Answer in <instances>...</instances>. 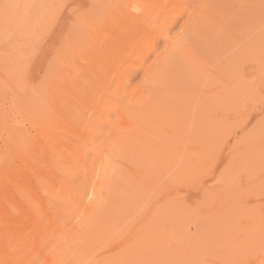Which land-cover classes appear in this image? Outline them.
Masks as SVG:
<instances>
[{
	"label": "rangeland",
	"instance_id": "374dc122",
	"mask_svg": "<svg viewBox=\"0 0 264 264\" xmlns=\"http://www.w3.org/2000/svg\"><path fill=\"white\" fill-rule=\"evenodd\" d=\"M96 1L0 0V264H264V0Z\"/></svg>",
	"mask_w": 264,
	"mask_h": 264
},
{
	"label": "bare ground",
	"instance_id": "6f19581e",
	"mask_svg": "<svg viewBox=\"0 0 264 264\" xmlns=\"http://www.w3.org/2000/svg\"><path fill=\"white\" fill-rule=\"evenodd\" d=\"M82 1V0H81ZM98 1V0H97ZM96 1V2H97ZM101 1V0H100ZM99 1V2H100ZM168 1V3L169 2H171L172 3V5H173V3H174V6H173V9L174 8H176V7H178V6H180L181 4H180V0H178V1H176V0H167ZM79 2V1H78ZM116 2H117V0H116ZM116 2H114V3H116ZM119 2H122V0L121 1H119ZM124 2V1H123ZM129 2V1H128ZM149 2H151V3H154L155 2V4L157 3L158 4V0H136V6H137V8L138 9H140V11L142 10V11H144L145 12V14L146 13H149V11H151L152 12V10H150L149 9ZM80 3V2H79ZM161 3V2H160ZM165 3H166V1H165ZM165 3H163L162 5H159L158 7H159V9H161V11L159 12V13H161V15H163L162 14V12H171V11H168V10H170V9H166L165 7L166 6H164V4ZM170 3V4H171ZM122 4V3H121ZM134 4V5H135ZM155 4H152V6H154ZM180 4V5H179ZM201 4H199V6H200ZM123 6V5H122ZM129 6V5H128ZM150 6H151V4H150ZM119 7V6H118ZM121 7V6H120ZM119 7V8H120ZM131 7V6H130ZM172 7V6H171ZM116 8V7H115ZM133 8H135V7H133ZM136 8V9H137ZM117 9V8H116ZM121 9V8H120ZM123 9V8H122ZM126 9V8H125ZM125 9H123V10H121V12H120V14H121V16H122V18L124 19V20H122L123 22H125V23H127V24H131L132 25V23L134 24H136V22H138L139 20L141 21V19L143 20V17H140L139 15H138V13H136L133 9V11L134 12H131V11H129V12H126V10ZM128 9V8H127ZM173 9H171V10H173ZM178 9V8H177ZM118 10V9H117ZM128 10H130V9H128ZM175 10V9H174ZM183 10H184V7H183ZM176 11V10H175ZM118 12H119V10H118ZM117 12V15L119 14ZM154 12V11H153ZM113 13H116V10L113 12ZM176 13V12H175ZM149 14H151V13H149ZM181 14V13H180ZM113 15H115V14H113ZM176 15V14H175ZM174 15V16H175ZM119 16V15H118ZM117 16V17H118ZM143 16V15H142ZM165 15H163V19L164 18H166V17H164ZM171 16H172V14H171ZM173 16V17H174ZM179 16V15H178ZM194 15L193 14H191V17H189V20H192V17H193ZM196 16H198V15H196ZM145 17V16H144ZM160 17V16H159ZM141 18V19H140ZM161 18V17H160ZM172 18V17H171ZM196 18H198V17H196ZM119 19V18H118ZM168 19H170V17L168 18ZM167 19V20H168ZM145 20V19H144ZM158 20V19H157ZM164 21H166L165 19H164ZM169 21V20H168ZM170 21H171V19H170ZM174 21H175V19L173 20V21H171V22H173L174 23ZM117 23H119L118 21H116ZM122 22V23H123ZM176 22V21H175ZM189 22V21H188ZM192 22V21H191ZM121 23V22H120ZM140 23V22H139ZM170 23V22H169ZM169 23L166 21L165 22V24H164V28L163 29H160L159 30V26H158V28H156V26H153V27H155L154 29L158 32V30H159V32L160 33H163L167 28V26L169 27ZM172 23V24H173ZM116 24V23H115ZM115 24H113V25H115ZM134 24V25H135ZM156 24V23H155ZM125 25V24H124ZM137 25V24H136ZM135 25V26H136ZM171 26V25H170ZM120 27H121V24H120ZM120 27H119V30H121L120 29ZM140 27H142V26H139V28ZM147 27V26H146ZM152 27V28H153ZM112 28H114V27H112ZM122 28V27H121ZM134 28V27H133ZM137 28L138 27H136V29L134 30V32H136V30H137ZM143 28V27H142ZM142 28H140L141 30H142ZM148 28V27H147ZM131 30H132V28H130ZM139 29V32L137 31V33H138V35H139V33H141L140 30ZM171 29V28H170ZM169 29V30H170ZM70 30V29H69ZM148 30V29H147ZM154 30V31H155ZM73 31V30H72ZM126 31V30H125ZM153 31V30H152ZM156 31L155 32H152L153 34H155V35H157L158 33H156ZM168 31V30H167ZM76 32H77V30H76ZM114 32V31H113ZM123 32V31H122ZM142 32H143V30H142ZM147 32V31H146ZM86 33V32H85ZM132 33H133V31H132ZM152 33L150 34L149 33V35H147V37L148 36H152ZM166 35H167V33H166V31L164 32ZM162 34L163 36H165V37H167L165 34ZM78 34V33H77ZM90 34V33H89ZM88 33H87V35L88 36H91V35H89ZM136 34V33H135ZM145 34H147V33H145ZM144 34V35H145ZM76 35V34H75ZM87 35H86V38H85V41H86V39H87ZM110 35V34H109ZM133 35V34H132ZM141 36H142V33L140 34ZM154 35V37L156 38V36ZM102 36V35H101ZM100 36V38H102ZM105 36V35H104ZM135 37V36H134ZM153 37V36H152ZM89 38V37H88ZM114 38V37H113ZM138 38H140V37H136V39H138ZM143 38H145V36L143 37ZM149 38V37H148ZM147 38V39H148ZM119 39V38H118ZM157 39V38H156ZM82 40V39H81ZM87 40H89V39H87ZM101 40V39H100ZM99 40V41H100ZM103 40H105V38L103 39ZM135 40V39H134ZM155 40V39H154ZM158 40V39H157ZM160 40V39H159ZM139 41V40H138ZM138 41H135V43L136 42H138ZM143 41V40H142ZM169 41V40H168ZM167 41V42H168ZM71 42H73V44H74V41H71ZM77 42V41H76ZM75 42V43H76ZM81 42V41H80ZM82 42H83V40H82ZM103 42V41H102ZM102 42H100V43H102ZM111 41H109V43H110ZM139 42H141V40L139 41ZM157 42V41H156ZM176 42V41H175ZM85 43H87V41L85 42ZM113 43H114V41H113ZM70 44V43H69ZM80 44V43H79ZM78 44V45H79ZM82 44V43H81ZM99 44V43H98ZM114 44H116V43H114ZM123 44H124V42H123ZM122 44V45H123ZM137 44V43H136ZM84 45V44H83ZM116 45H119V43L118 44H116ZM133 45V44H132ZM169 45L171 46V47H173L174 45H176V43H174V41L172 42V40L170 39V41H169ZM68 46V45H67ZM73 46V45H72ZM82 46V45H81ZM85 46V45H84ZM111 46V45H110ZM136 46V45H135ZM154 46H156V45H154ZM153 46V47H154ZM76 47H77V45H76ZM83 47V46H82ZM102 47V46H101ZM100 47V48H101ZM137 47V46H136ZM136 47H134V48H136ZM81 48V47H80ZM98 48H99V46H98ZM133 48V49H134ZM72 49H74L73 47H72ZM110 49H113V47L112 48H110ZM124 49V48H123ZM69 50H71L70 48H69ZM99 50V49H98ZM102 50H104V49H102ZM109 50V49H108ZM135 50V49H134ZM110 51V50H109ZM185 51V50H184ZM187 51V50H186ZM185 51V52H186ZM71 52V51H70ZM72 52H74V51H72ZM71 52V53H72ZM111 52H113V51H111ZM124 51H122L121 53H123ZM125 52H126V50H125ZM128 52V51H127ZM171 52V51H170ZM103 53H104V51H103ZM103 53H101V54H103ZM120 53V54H121ZM131 53V52H130ZM117 54V53H116ZM186 54V53H185ZM110 55V54H109ZM112 55V54H111ZM122 55V54H121ZM123 55H124V53H123ZM125 55H128V53H126ZM107 57V56H106ZM122 57V56H121ZM109 58H110V56H109ZM126 58H127V56H126ZM166 58V57H165ZM185 58H187L186 56H185ZM164 59V58H163ZM100 60V59H99ZM98 60V61H99ZM109 60V59H108ZM160 60H162L161 59V57H160ZM166 60V59H165ZM101 62V61H100ZM160 62V61H159ZM163 62V61H162ZM105 63V62H104ZM153 64L155 65V66H157L154 62H153ZM152 64V65H153ZM157 64H158V62H157ZM151 65V66H152ZM150 66V71L149 72H151V70H152V67ZM154 66V67H155ZM169 67V66H168ZM167 67V68H168ZM95 68V67H94ZM97 68H98V66H97ZM155 70V69H154ZM94 71V70H93ZM97 71V70H96ZM89 72H87V74H88ZM91 73V72H90ZM89 73V74H90ZM94 73L96 74L97 72H95L94 71ZM152 73H153V70H152ZM92 74V73H91ZM91 74L88 76L89 78L91 77ZM80 75V74H79ZM85 75V74H84ZM96 75H98V74H96ZM82 76V75H81ZM87 76V75H86ZM85 76V77H86ZM70 77V76H69ZM71 77H73V76H71ZM93 77H95V76H93ZM98 77V76H97ZM68 77H66V79H67ZM81 78V77H80ZM87 78V77H86ZM89 78H87V79H89ZM92 78V77H91ZM188 99V98H187ZM47 110H41V111H35L34 113V120H36V122L39 120V119H41V120H44V118H46V116H47ZM49 115V114H48ZM48 117V116H47ZM38 118V119H37ZM41 120H39V121H41ZM165 162H169V163H174V162H176L174 159H167ZM5 213H6V210L4 211ZM7 213H8V211H7ZM6 213V214H7ZM29 214H31V212H28ZM4 214V213H3ZM3 214H1L0 215V217H6V218H4L5 220L7 219V217L8 216H6V214H4V216H3ZM8 214H10V213H8ZM27 215V214H26ZM28 216V215H27ZM32 216L33 215H31V217H29V219H31L32 218ZM33 219V218H32ZM12 220V218H11V216H9L8 217V223L10 222ZM41 223V222H40ZM32 225H33V222H32ZM37 225V224H36ZM38 227H39V225H38ZM34 228V227H33ZM36 228V227H35ZM40 228V227H39ZM53 234H54V236H55V234H59V235H62V231H61V229H59V228H55L54 229V231H53ZM6 236H10V234H7ZM36 236V235H35ZM73 239H75L73 242H71L70 243V248H69V250H67L65 247H63L61 244H59V243H57V244H55L54 245V249L53 250H51V252H48L46 249H40L39 251H38V253H37V255H36V257L33 259V261L32 262H34V263H39L40 261H42L43 260V262H42V264H66L65 262H67L68 260H70L69 258H71L72 257V253L74 254L75 253V255H76V257L78 258V256L79 257H87V241H86V238H84L82 235L81 236H79L77 239L76 238H73ZM2 242V241H1ZM90 260V259H89ZM79 261V260H78ZM82 263V262H81Z\"/></svg>",
	"mask_w": 264,
	"mask_h": 264
}]
</instances>
